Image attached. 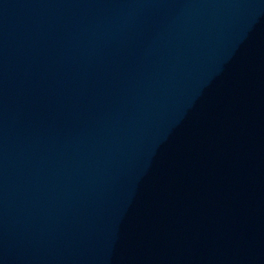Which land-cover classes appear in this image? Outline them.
Wrapping results in <instances>:
<instances>
[{"label":"water","instance_id":"water-1","mask_svg":"<svg viewBox=\"0 0 264 264\" xmlns=\"http://www.w3.org/2000/svg\"><path fill=\"white\" fill-rule=\"evenodd\" d=\"M0 264H264V0H0Z\"/></svg>","mask_w":264,"mask_h":264}]
</instances>
